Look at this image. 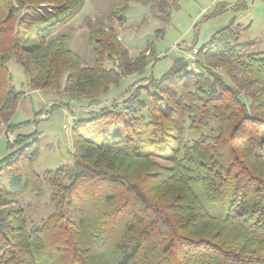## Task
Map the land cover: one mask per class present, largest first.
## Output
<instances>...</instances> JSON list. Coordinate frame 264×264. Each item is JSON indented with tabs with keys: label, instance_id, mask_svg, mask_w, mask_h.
<instances>
[{
	"label": "trees",
	"instance_id": "1",
	"mask_svg": "<svg viewBox=\"0 0 264 264\" xmlns=\"http://www.w3.org/2000/svg\"><path fill=\"white\" fill-rule=\"evenodd\" d=\"M85 1L0 0V132L16 126L13 58L30 89L90 105L150 64L153 50L131 57L114 23H126L131 2L168 20V0H109L105 16L88 19L92 65L70 47V33H53ZM42 6L56 11L27 17V38L37 42L25 46L24 14ZM241 33L232 18L197 50L198 70L177 58L159 78L133 86L122 112L104 119L100 107L84 119L90 125L73 132V173L45 172L54 212L41 225L18 203L29 191L45 194L37 132L10 140L0 158V264H264V50L252 51L255 42H241ZM150 101L146 121L139 114Z\"/></svg>",
	"mask_w": 264,
	"mask_h": 264
},
{
	"label": "rangeland",
	"instance_id": "2",
	"mask_svg": "<svg viewBox=\"0 0 264 264\" xmlns=\"http://www.w3.org/2000/svg\"><path fill=\"white\" fill-rule=\"evenodd\" d=\"M168 2L171 5L168 20L161 19L158 9H153L150 5L131 2L126 13V23L122 26L114 23L118 36L128 48L131 57L137 56L148 47L153 50V54L147 52L150 64L143 74L125 77L118 84L111 85L110 91L101 98L100 104L90 105L86 98L69 96L54 89L33 91L28 85L22 65L14 58L9 61L11 86L20 92L21 97L11 119L12 124L16 126L7 131L4 125L0 132V158L9 152V141L18 134L28 135L37 132L40 148L35 169L44 178L45 194L39 198L29 191L18 200L25 209V217L30 224L32 222V225H41L54 212V205L50 200V180L45 176V172L62 167L64 170L59 178L68 179L73 173L74 129L90 125L89 122H83L84 119L98 117L100 107H103V112H107L104 119L115 115L116 112H122L123 96H126L133 86L147 83L148 77L159 78L177 58H183L189 62L192 69L198 70L194 65L196 55H193V50L207 44L211 36L229 24L234 17L242 28L240 41H254L252 49L254 52L264 50V0H168ZM241 2L245 8L236 9ZM108 5L109 0H86L82 10L71 21L53 32L70 33V47L86 65L93 64L88 40V19L95 21L98 16H105ZM54 11L56 10L44 6L26 11L20 33L23 45L29 46L37 42L36 36L27 38L31 24V19L27 17H34L35 13L46 16ZM105 66L116 67L108 61L105 62ZM220 71L224 73L223 70ZM66 76L67 72L63 75L62 83L65 82ZM144 98L147 99L146 96ZM115 100L117 106L113 107L110 103ZM152 106V102H148L147 108L139 114L146 121L153 118ZM109 111L113 113H108ZM192 137L189 134L187 139ZM160 162L165 163L163 160Z\"/></svg>",
	"mask_w": 264,
	"mask_h": 264
},
{
	"label": "built area",
	"instance_id": "3",
	"mask_svg": "<svg viewBox=\"0 0 264 264\" xmlns=\"http://www.w3.org/2000/svg\"><path fill=\"white\" fill-rule=\"evenodd\" d=\"M196 53H197V50H193V55H196Z\"/></svg>",
	"mask_w": 264,
	"mask_h": 264
},
{
	"label": "crops",
	"instance_id": "4",
	"mask_svg": "<svg viewBox=\"0 0 264 264\" xmlns=\"http://www.w3.org/2000/svg\"><path fill=\"white\" fill-rule=\"evenodd\" d=\"M34 91V90H33ZM38 90H36V92H37Z\"/></svg>",
	"mask_w": 264,
	"mask_h": 264
}]
</instances>
